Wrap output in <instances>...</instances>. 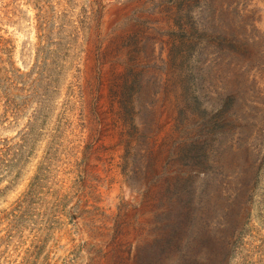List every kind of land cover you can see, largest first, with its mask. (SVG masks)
<instances>
[{"label":"rangeland","instance_id":"374dc122","mask_svg":"<svg viewBox=\"0 0 264 264\" xmlns=\"http://www.w3.org/2000/svg\"><path fill=\"white\" fill-rule=\"evenodd\" d=\"M0 264H264V0H0Z\"/></svg>","mask_w":264,"mask_h":264}]
</instances>
